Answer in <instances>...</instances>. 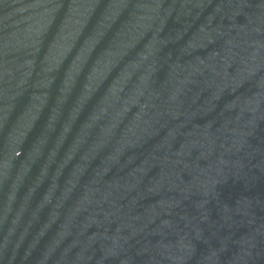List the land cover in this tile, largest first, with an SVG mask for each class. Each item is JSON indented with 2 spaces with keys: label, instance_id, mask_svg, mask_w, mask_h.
Instances as JSON below:
<instances>
[{
  "label": "water",
  "instance_id": "1",
  "mask_svg": "<svg viewBox=\"0 0 264 264\" xmlns=\"http://www.w3.org/2000/svg\"><path fill=\"white\" fill-rule=\"evenodd\" d=\"M0 264H264V0H0Z\"/></svg>",
  "mask_w": 264,
  "mask_h": 264
}]
</instances>
